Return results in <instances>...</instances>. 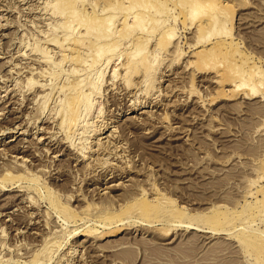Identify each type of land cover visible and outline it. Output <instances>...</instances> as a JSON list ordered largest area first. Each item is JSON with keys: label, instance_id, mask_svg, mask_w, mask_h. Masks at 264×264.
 <instances>
[{"label": "rangeland", "instance_id": "1", "mask_svg": "<svg viewBox=\"0 0 264 264\" xmlns=\"http://www.w3.org/2000/svg\"><path fill=\"white\" fill-rule=\"evenodd\" d=\"M57 1L0 0V264H264L238 241L264 234V0H200L211 36L192 0H73L71 23ZM91 25L107 38L62 60ZM77 79L92 102L59 125L51 87Z\"/></svg>", "mask_w": 264, "mask_h": 264}, {"label": "bare ground", "instance_id": "2", "mask_svg": "<svg viewBox=\"0 0 264 264\" xmlns=\"http://www.w3.org/2000/svg\"><path fill=\"white\" fill-rule=\"evenodd\" d=\"M102 1V0H101ZM100 1V2H101ZM200 0H192V2L188 5V10H189V13H190V15L193 17V19H194V17H197V15H198V13L199 12H201L202 13V11H200V10H202V4L199 2ZM218 1V0H217ZM221 1H223V0H221ZM52 2V1H51ZM112 2H116V1H112ZM181 2V3H180ZM180 4H182L183 6H184V3H185V0H180ZM206 3V1H204L203 0V3ZM216 2V1H215ZM215 2H214V0H213V2L212 3H208V4H206L205 6L207 7V8H211L212 7V5L214 4L215 6H216V4H215ZM54 3V2H53ZM106 3H109L108 1L106 2ZM105 3V4H106ZM172 3V2H171ZM204 3V4H205ZM224 3V2H223ZM41 4H43V3H41ZM48 4V3H47ZM98 4V3H97ZM128 4V3H127ZM203 4V5H204ZM53 5V4H52ZM51 5V6H52ZM224 5V4H223ZM45 6V5H44ZM73 0H64V1H57V2H55V4H54V7H53V9H52V12H53V16H60L61 17V21L63 20V22H67L68 21V23H71V21H73L74 19H75V17H76V12L72 9L73 7ZM80 6V5H79ZM102 6V5H101ZM113 6V5H112ZM125 6V5H124ZM127 6V5H126ZM173 6V5H172ZM174 6H175V4H174ZM150 7V6H149ZM179 7H181V6H179ZM206 7H205V9H206ZM48 8V7H47ZM81 8V7H80ZM124 8V7H123ZM176 8V7H175ZM221 8V7H220ZM219 8V9H220ZM77 9V8H76ZM104 9H106V8H104ZM103 9V10H104ZM111 9H112V7H111ZM139 9V8H138ZM100 10V9H99ZM98 10V11H99ZM106 10H108V8L106 9ZM147 9H145V11H146ZM216 10V9H215ZM79 11V10H78ZM97 11V12H98ZM225 11V10H224ZM179 12H181V11H179ZM220 12V11H219ZM90 13V12H89ZM200 13V15H198V17H197V19H192L193 21H195V20H197V22H198V18H202L203 16H201L202 14ZM50 14H51V12H50ZM181 14V13H180ZM183 14V13H182ZM49 15V14H48ZM190 15H188L187 17H189ZM135 16V15H134ZM191 16H190V19H191ZM200 16V17H199ZM59 17V18H60ZM78 18V17H77ZM123 19V18H122ZM121 19V20H122ZM138 19V18H137ZM203 19H204V21H205V23L206 24H209V25H211V29H210V33H208V34H210V36H211V33H212V25H214L215 23H216V21H217V19H216V17L214 16V15H211V14H206L204 17H203ZM104 20H106V19H104ZM113 20V19H112ZM112 20H110L109 22H111ZM132 20V19H131ZM142 20V19H141ZM175 20V19H174ZM191 20V21H192ZM138 22H140V19H138L137 20ZM97 22V21H96ZM131 22V21H130ZM82 23V22H81ZM128 23H129V21H128ZM127 23V24H128ZM135 24V23H134ZM148 25H149V23H147ZM156 24H160V21H158V22H156ZM197 24H199V26L200 25H202V21H200L199 23H197ZM129 25V24H128ZM128 25H127V27H128ZM132 25V24H131ZM131 25H129L130 27H131ZM141 25V24H140ZM61 26V25H60ZM133 26V25H132ZM134 26H136V25H134ZM215 26H216V24H215ZM215 26H213V27H215ZM66 27H68V26H66ZM71 27V26H70ZM146 27V26H145ZM198 27V26H197ZM123 29V28H122ZM121 29V30H122ZM145 29V28H144ZM143 29V30H144ZM207 29V28H206ZM217 29V28H216ZM108 30H110V26H109V29ZM123 30H125V28L123 29ZM123 30H122V32H123ZM215 29H213V31H214ZM106 31H107V29H106ZM146 31V30H145ZM121 32V33H122ZM206 32H207V30H206ZM72 33H74V32H72ZM67 36H65L62 40H60V41H56V44L54 45L55 47H56V49H58L59 50V52H60V57L62 58V60L63 59H76L77 60V62L79 61V57H80V55H81V52H82V50H85V48L86 49H88V48H92L93 46H95V44H97L100 40H102V39H105V38H107V36L108 35H106V33H103L102 31H100V30H98V28H96V25L95 26H89V27H87V29L85 30V32H84V34H82V35H80V36H71V35H68V34H66ZM123 35V34H122ZM169 36V35H168ZM42 37V36H41ZM170 37V36H169ZM205 37H206V35H205ZM208 37V36H207ZM206 37V38H207ZM44 38H45V36H44ZM49 38V37H48ZM118 38H120V37H118ZM205 38V39H206ZM156 39V38H155ZM158 39V38H157ZM160 39V38H159ZM207 40V39H206ZM161 41V40H160ZM166 42V41H165ZM53 46V47H54ZM52 47V48H53ZM54 47V48H55ZM109 47V46H108ZM115 48V47H114ZM113 48V49H114ZM102 48H100V46H99V48H98V56L99 55H101V52H102V50H101ZM122 49V48H121ZM49 50V49H48ZM111 50V49H110ZM119 51V50H118ZM135 51V50H134ZM207 51V50H206ZM59 52H57L58 54H59ZM65 52H68V54H66ZM84 52V51H83ZM89 52V51H88ZM95 51H93V53H94ZM143 52V51H142ZM18 53V52H17ZM52 53V52H51ZM65 53V54H64ZM91 53V52H90ZM133 53V52H132ZM136 53V52H135ZM95 54V53H94ZM27 55V54H26ZM96 55V54H95ZM133 56L135 55L136 56V54H132ZM139 55V53L137 52V56ZM52 56V55H51ZM54 56V55H53ZM82 56V55H81ZM136 56V57H137ZM31 57V56H30ZM58 57V56H57ZM131 58V57H130ZM206 58V57H205ZM241 58V57H240ZM243 58V57H242ZM37 59V58H36ZM40 60V59H39ZM129 60V59H128ZM127 60V61H128ZM227 60V59H226ZM245 60V59H244ZM26 61V60H25ZM54 61V60H53ZM60 61V60H59ZM59 61H57V62H59ZM127 61H126V63H127ZM82 62H83V60H82ZM106 62H108V61H105V63ZM31 63V62H30ZM62 63V62H61ZM79 63H81V62H79ZM104 63V62H103ZM104 63V64H105ZM125 63V62H124ZM33 64H35V63H33ZM38 64V63H37ZM43 64V63H42ZM59 64H60V62H59ZM64 64V63H63ZM104 64H102V65H104ZM123 64V63H122ZM22 65V64H21ZM25 65V64H24ZM74 65V64H73ZM78 65V64H77ZM76 65V66H77ZM80 65V64H79ZM101 65V66H102ZM70 66V65H69ZM26 67V66H25ZM73 68H74V66H72ZM151 67V66H150ZM18 68V67H17ZM22 68V67H21ZM24 68V67H23ZM22 68V69H23ZM29 68V67H28ZM27 68V69H28ZM52 68V67H51ZM51 68H49L47 71H49ZM73 68H71V69H73ZM75 68H77V67H75ZM75 68H74V70H75ZM87 68V67H86ZM85 68V69H86ZM134 68V67H133ZM132 68V69H133ZM21 69V70H22ZM25 69V68H24ZM43 69V68H42ZM78 69V68H77ZM77 69H76V71H77ZM84 69V68H83ZM141 69V68H140ZM146 69V68H145ZM32 70V71H31ZM35 70V69H34ZM34 70H33V68L32 69H30V71L31 72H29L28 71V73L30 74V75H35V77L36 78H38L40 81L42 80V81H44L43 79L45 78V70H38V71H35L34 72ZM52 70V69H51ZM50 70V71H51ZM82 70V69H81ZM81 70H79V71H81ZM143 70V69H142ZM142 70H140V71H142ZM18 71V70H17ZM56 71V70H55ZM84 71V70H83ZM82 71V72H83ZM126 71V70H125ZM19 72V71H18ZM54 72V71H53ZM68 72V71H67ZM221 72V71H220ZM224 72V71H223ZM13 73V72H12ZM51 73V72H50ZM79 74H80V72H78ZM141 73V72H140ZM23 74H24V72H23ZM25 74H27V73H25ZM137 74H138V72H137ZM137 74H135V76L137 75ZM142 74H143V72H142ZM76 75V74H75ZM21 76V75H20ZM24 76V75H23ZM29 76V75H28ZM131 76V75H130ZM134 76V75H133ZM132 76V77H133ZM254 76V75H253ZM26 77V76H25ZM34 76H33V78H35ZM64 77V76H63ZM22 78V77H21ZM36 78H35V80H36ZM92 78V77H91ZM114 78V77H113ZM70 79V78H69ZM68 79V80H69ZM93 79V78H92ZM98 79V78H97ZM27 80L29 81L30 79H28L27 78ZM32 80V79H31ZM38 80V81H39ZM49 80V79H48ZM78 81H76V82H74L73 84H70V83H72L73 81H71L69 84L70 85H68L67 87H64V88H56V87H51V90H57V89H59V90H57V91H64V97L66 96V99H65V101L60 105V106H62V108L61 109H59L60 110V112L62 111V112H64L65 113V111H67V109H70V111H69V113H70V115H68V114H66V115H63L62 117H60V121L58 122L59 123V125H64L65 123H70V124H73V122H75L76 120H77V118H79L78 117V114H76L75 113V108H76V106H78V105H80L81 103L83 104V103H85V102H87L89 99H88V96L90 95L89 93H90V90H89V92L87 93H84L83 92V89H84V87L86 86V82L84 81V80H79V79H77ZM95 80V79H94ZM226 80V79H225ZM25 81H26V79H25ZM51 81V80H50ZM53 81V80H52ZM51 81V82H52ZM93 81V80H92ZM120 81V80H119ZM6 82V81H5ZM30 82V81H29ZM37 82V81H36ZM45 82V81H44ZM55 82V81H54ZM67 82H69V81H67ZM67 82H65V83H67ZM90 82V81H89ZM124 82V81H123ZM241 83H239V81H238V83L239 84H237L234 88H236L235 90H237L239 87L241 88V86L244 84L242 81H240ZM2 83V82H1ZM28 83V82H27ZM39 83V82H38ZM43 83V82H42ZM48 83V82H47ZM63 83V82H62ZM228 84V83H227ZM230 84V83H229ZM256 84H258V83H256ZM30 85V84H29ZM50 85V84H49ZM59 85H60V83H59ZM114 85V84H113ZM232 85V84H231ZM252 85V84H251ZM32 85H30L29 87H31ZM39 86V85H38ZM41 86V93L42 94H40V95H43V91H45V90H43L44 89V86L45 85H40ZM56 86V85H55ZM131 86V85H130ZM136 86H138V85H136ZM142 86V85H141ZM239 86V87H238ZM250 86V85H249ZM259 86H260V84H259ZM32 87H34V86H32ZM32 87L30 88V89H32ZM58 87V86H57ZM113 87V86H112ZM145 87V86H144ZM233 87V86H232ZM242 87H247L245 84L242 86ZM252 87V86H251ZM251 87H250V90H252L253 89V87H252V89H251ZM40 88V87H39ZM53 88V89H52ZM28 89V88H27ZM118 89V88H117ZM123 89V88H122ZM126 89V88H125ZM46 90H48V89H46ZM99 90V89H98ZM95 91V90H94ZM121 91V90H120ZM130 91V90H129ZM252 91H254V90H252ZM46 92V91H45ZM45 92H44V94H45ZM125 92V91H124ZM179 92V91H178ZM255 92V91H254ZM52 93V92H51ZM58 93V92H57ZM95 93V92H94ZM151 93V92H150ZM176 93V92H175ZM32 94V93H31ZM89 94V95H88ZM144 94V93H143ZM178 94H180V93H178ZM254 94V93H253ZM34 95V94H33ZM39 94L37 93V96H38ZM93 95V94H92ZM120 95H121V93H120ZM125 95V94H124ZM35 96V95H34ZM111 96V95H110ZM127 96V95H126ZM40 97V96H39ZM55 97V96H54ZM63 97V96H62ZM112 97V96H111ZM150 97H151V95H150ZM30 98V97H29ZM32 98V97H31ZM89 98H90V96H89ZM92 98V97H91ZM114 98V97H113ZM116 98V97H115ZM11 99V98H10ZM37 99V98H36ZM14 100V99H13ZM16 100V99H15ZM28 100V99H27ZM35 101V100H34ZM33 101V102H34ZM60 101V100H59ZM89 101H91V100H89ZM28 102V101H27ZM92 102V101H91ZM90 103V102H89ZM1 104V103H0ZM12 104V103H11ZM35 104V103H34ZM6 105V104H5ZM13 105V104H12ZM30 106V105H29ZM36 106V105H35ZM57 106V105H56ZM71 106V107H70ZM6 107V106H5ZM9 107V106H8ZM55 107V106H54ZM58 107V106H57ZM82 107V106H81ZM52 109V108H51ZM82 109H84V107L82 108ZM56 110V109H55ZM79 110H81V109H79ZM91 110V109H90ZM54 111V110H53ZM86 111V110H85ZM81 113V112H80ZM80 113H79V115H80ZM83 113V112H82ZM126 113V112H125ZM53 114V113H52ZM143 114V113H142ZM81 115H83V114H81ZM7 117V116H6ZM15 117V116H14ZM84 117V116H83ZM135 117V116H134ZM158 117V116H157ZM16 118V117H15ZM53 118H54V116H53ZM58 118V117H57ZM57 118H55V119H53V120H57ZM159 118V117H158ZM6 119V118H5ZM8 119V118H7ZM13 119V118H12ZM22 121V120H21ZM51 121V120H50ZM80 121V120H79ZM10 122V121H9ZM115 122V121H114ZM4 124V123H3ZM158 124V123H157ZM55 125V124H54ZM76 125V124H75ZM78 126H80V125H78ZM67 127V126H66ZM5 128V127H4ZM17 128V127H16ZM42 128H43V126H42ZM65 128V127H64ZM68 128V127H67ZM67 128H65V129H67ZM72 128V127H71ZM80 128V127H79ZM19 129V128H18ZM44 129V128H43ZM74 129V128H73ZM78 129V128H77ZM85 129V128H84ZM87 129V128H86ZM3 130H5V129H3ZM2 130V131H3ZM6 130H7V128H6ZM10 130H12V129H10ZM15 130V129H14ZM19 130H21L22 131V129H19ZM68 130V129H67ZM72 130V129H71ZM71 130H69V131H71ZM113 130V129H112ZM2 131H0V132H2ZM9 131V130H8ZM7 131V132H8ZM57 131V130H56ZM98 131V130H97ZM4 132H6V131H3V133ZM11 132V131H10ZM9 132V133H10ZM13 133H14V131H12ZM23 132V131H22ZM66 132V131H65ZM3 133H1L2 134V136L4 135ZM24 133V132H23ZM60 133H61V130H60ZM67 133H68V131H67ZM75 133V132H74ZM111 133V132H110ZM264 133V132H263ZM8 134V133H7ZM69 134H70V132H69ZM105 134V133H104ZM164 134V133H163ZM11 135V134H10ZM18 135V134H17ZM75 135V134H74ZM77 135V134H76ZM1 136V137H2ZM59 136V135H58ZM71 136V135H70ZM73 136V135H72ZM165 136V135H164ZM50 137H52V136H50ZM62 137V136H61ZM60 137V138H61ZM63 137H64V135H63ZM83 137V136H82ZM108 137V136H107ZM4 138V137H3ZM85 138V137H84ZM19 139H21V138H19ZM39 139V141L40 140H43V142L44 141H47V140H49V137H43V138H38ZM22 140V139H21ZM53 140H54V138H53ZM16 141H17V139H16ZM19 141V140H18ZM20 142V141H19ZM56 142V141H55ZM11 143V142H10ZM25 143V142H24ZM41 144V143H40ZM14 145V144H13ZM15 145H16V143H15ZM7 146V145H6ZM12 146V145H11ZM43 146V145H42ZM84 146V145H83ZM4 148V147H3ZM3 148H1L0 150H1V152L0 153H2L3 152V154L4 155H7V154H5L4 153V151H2V149ZM83 148V147H82ZM5 149V148H4ZM8 149H10V148H8ZM70 149V148H69ZM7 151V150H6ZM22 151V150H21ZM73 151V150H72ZM45 152V151H44ZM56 152V151H55ZM78 152H81V151H78ZM82 152H86V151H82ZM7 153V152H6ZM39 153V152H38ZM40 154V153H39ZM69 154H70V152H69ZM85 155V154H84ZM1 156V155H0ZM10 157H12L11 155H10ZM84 157V156H83ZM3 158V157H2ZM51 158V157H50ZM4 159V158H3ZM21 159H22V157H21ZM83 159V158H82ZM1 160V159H0ZM23 161V160H22ZM24 162V161H23ZM13 163V162H12ZM16 163V162H15ZM24 164V163H23ZM30 165V164H29ZM3 166V165H2ZM19 166V165H18ZM32 167V166H31ZM2 172V171H1ZM4 173V172H3ZM2 174V173H1ZM15 174V173H14ZM26 174V173H25ZM28 176H30V175H28ZM203 177H205V176H203ZM2 178V177H1ZM207 178V177H206ZM131 180V179H130ZM1 186V185H0ZM2 188H3V186H2ZM26 189V188H25ZM15 190V189H14ZM20 190V189H19ZM27 190V189H26ZM30 190V189H29ZM6 191V190H5ZM10 191V190H9ZM28 191V190H27ZM24 193V192H23ZM138 193V192H137ZM26 194V193H25ZM24 195V194H23ZM157 195V194H156ZM250 195V194H249ZM15 196V195H14ZM26 196V195H25ZM28 196V195H27ZM18 197H20V195H17V196H15V201H19V199H18ZM2 198V197H1ZM9 198H12V197H9ZM30 198H31V196H30ZM29 198V199H30ZM160 198V197H159ZM22 199H23V196H22ZM8 200V199H7ZM10 200V199H9ZM6 201V200H5ZM12 201H13V199H12ZM14 201V202H15ZM31 201V200H30ZM159 201V200H158ZM162 201V200H161ZM164 201V200H163ZM169 201V200H168ZM8 202V201H7ZM24 202V201H23ZM6 203V202H5ZM9 203V202H8ZM12 203V202H11ZM16 203V202H15ZM20 203V202H19ZM31 203V202H30ZM34 203V202H33ZM164 203V202H163ZM13 204V203H12ZM12 204H9V205H11L10 207H13L12 206ZM29 204V203H28ZM2 205V204H1ZM19 205H21V204H19ZM5 206V205H4ZM7 207H9V206H7ZM17 207V206H16ZM26 207V206H25ZM22 209V208H21ZM8 210V209H7ZM29 210V209H28ZM49 211V210H48ZM138 211V210H137ZM136 212V211H135ZM13 213V212H12ZM47 214V213H46ZM7 215H9L10 216V214L8 213ZM13 215V214H12ZM23 215V214H22ZM49 215V214H48ZM8 216V217H9ZM44 216V215H43ZM11 217V216H10ZM160 218V217H159ZM10 219V218H9ZM46 219V218H45ZM164 219V218H163ZM43 220V219H42ZM165 220H167V219H165ZM164 220V221H165ZM8 221V220H7ZM24 221V220H23ZM136 222H137V220H135ZM170 221V220H169ZM31 222V221H30ZM122 222L123 221H121V224H122ZM126 222H128V221H126ZM139 222V221H138ZM16 223V222H15ZM19 223H20V221H19ZM27 223V222H26ZM44 223V222H43ZM113 223V222H112ZM141 223V222H140ZM150 223V222H149ZM14 224V223H13ZM44 224H46V223H44ZM152 223H150L149 225H151ZM165 224V223H164ZM172 224V223H171ZM242 224H244V223H242ZM250 224V223H249ZM32 225V224H31ZM96 225V224H95ZM153 225V224H152ZM167 225H170L169 223H167ZM195 225V224H194ZM41 226V225H40ZM39 226V227H40ZM109 226H110V224H109ZM112 226V225H111ZM180 226V225H179ZM182 226V225H181ZM192 226V225H191ZM202 226V225H201ZM253 225H250V228L252 227ZM11 227V226H10ZM100 227H102V226H100ZM103 227H104V225H103ZM186 227H190V225L189 226H187L186 225ZM244 227V226H243ZM17 228V227H16ZM27 228H29V227H27ZM26 228V229H27ZM105 228V227H104ZM191 228V227H190ZM201 228V227H200ZM246 228V227H245ZM249 227H248V231H249V229H250ZM34 229V228H33ZM95 229V228H94ZM108 229H110V228H108ZM153 229V228H152ZM191 229H193V230H195V231H199V232H202V229L200 230L199 229V227L198 226H196V228L195 227H192ZM240 229V228H239ZM252 229V228H251ZM93 230V229H92ZM115 230V229H114ZM238 230V229H237ZM12 231V230H11ZM206 231V230H205ZM217 232L218 231H221V233L223 232H225L226 231V229H221V230H216ZM246 232H247V234H243V235H241V236H239L238 237V241L241 243V244H243V245H245V246H247L248 247V249L249 250H254V251H257V253H256V261H258L259 260V262L260 261H264V234H263V232H261V231H259V229L257 230V229H255V230H252V231H250V232H248L247 230H245ZM244 231V232H245ZM258 231V232H257ZM21 232V231H20ZM166 232V231H165ZM204 232V231H203ZM215 232V231H214ZM216 232V233H217ZM16 233V232H15ZM22 233V232H21ZM33 233H35L34 231H33ZM86 233V232H85ZM107 233V232H106ZM222 233V234H223ZM257 233H259V234H257ZM36 234V233H35ZM51 234V233H50ZM225 234V233H224ZM227 234V233H226ZM18 235V234H17ZM86 235V234H85ZM104 235H105V232H104ZM99 236V235H98ZM97 236V237H98ZM52 237V236H51ZM51 237H49V238H51ZM96 237V236H95ZM100 237V236H99ZM92 238V237H91ZM199 238V237H198ZM45 239H46V237H45ZM97 239V238H96ZM48 243H50V242H48ZM47 245V244H46ZM89 245V244H88ZM54 246V245H53ZM107 249L109 248V247H106ZM43 249H44V247H43ZM49 249H51V248H49ZM105 249V248H104ZM114 249V248H113ZM43 251V250H42ZM49 251V250H48ZM47 251V252H48ZM108 251V250H107ZM109 252V251H108ZM260 252V253H259ZM261 252H262V254H261ZM39 253H41V252H39ZM39 253H38V255H39Z\"/></svg>", "mask_w": 264, "mask_h": 264}]
</instances>
